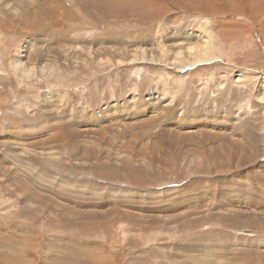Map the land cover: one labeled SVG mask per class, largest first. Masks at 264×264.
<instances>
[{"label":"rangeland","instance_id":"rangeland-1","mask_svg":"<svg viewBox=\"0 0 264 264\" xmlns=\"http://www.w3.org/2000/svg\"><path fill=\"white\" fill-rule=\"evenodd\" d=\"M0 264H264V1L0 0Z\"/></svg>","mask_w":264,"mask_h":264},{"label":"bare ground","instance_id":"bare-ground-1","mask_svg":"<svg viewBox=\"0 0 264 264\" xmlns=\"http://www.w3.org/2000/svg\"><path fill=\"white\" fill-rule=\"evenodd\" d=\"M263 1H264V0H263ZM249 5H250V4H249ZM203 9H204V8H203ZM205 10H206V9H205ZM207 10L209 11L208 8H207ZM210 12H211V11H210ZM212 12H213V11H212ZM189 50H191V49H189ZM189 50H188V51H189ZM179 52H180V51H179ZM203 53H204L205 55H207V49H204V50H203ZM210 54H211V53H210ZM176 55H177V54H176ZM201 55H202V54H201ZM177 56H178V55H177ZM202 59H203V58H202ZM133 60H134V59H133ZM135 60H138V58H135ZM135 60H134V61H135ZM136 62H137V61H136ZM19 65H20V63L18 62V65H16V66H19ZM19 69L21 70V67H20V66H19ZM21 71H22V70H21ZM246 255H247V254H246ZM247 256H248V255H247ZM249 256H250V255H249ZM231 258H234V257L231 256ZM233 260H234V259H233Z\"/></svg>","mask_w":264,"mask_h":264}]
</instances>
